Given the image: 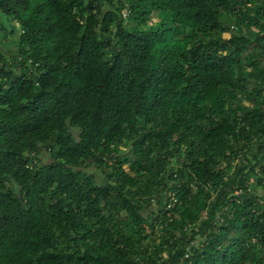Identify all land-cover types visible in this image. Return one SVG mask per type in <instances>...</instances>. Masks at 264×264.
I'll use <instances>...</instances> for the list:
<instances>
[{"label": "trees", "instance_id": "obj_1", "mask_svg": "<svg viewBox=\"0 0 264 264\" xmlns=\"http://www.w3.org/2000/svg\"><path fill=\"white\" fill-rule=\"evenodd\" d=\"M0 14V264H264V0Z\"/></svg>", "mask_w": 264, "mask_h": 264}, {"label": "rangeland", "instance_id": "obj_2", "mask_svg": "<svg viewBox=\"0 0 264 264\" xmlns=\"http://www.w3.org/2000/svg\"><path fill=\"white\" fill-rule=\"evenodd\" d=\"M157 18L152 19V22L156 21ZM0 23L3 24V28L4 30H2L0 28V49L4 50L5 52H12L15 49L14 43H12V39L17 37L18 32H19V28L18 25H16V23L12 22L10 20V18H8L7 16L0 14ZM230 34H225V37H229ZM41 160L48 161L49 160V155L47 154L46 151H42L40 153V157ZM127 168V166H125ZM90 173H93L96 180L98 182H104L105 179L104 177L101 175L100 171L97 170L94 167H88L87 169Z\"/></svg>", "mask_w": 264, "mask_h": 264}]
</instances>
